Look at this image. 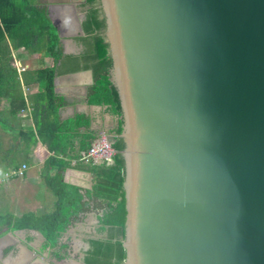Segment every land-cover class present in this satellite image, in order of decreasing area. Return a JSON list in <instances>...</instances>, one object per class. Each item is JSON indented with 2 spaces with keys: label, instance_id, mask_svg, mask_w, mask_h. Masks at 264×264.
Masks as SVG:
<instances>
[{
  "label": "water",
  "instance_id": "water-1",
  "mask_svg": "<svg viewBox=\"0 0 264 264\" xmlns=\"http://www.w3.org/2000/svg\"><path fill=\"white\" fill-rule=\"evenodd\" d=\"M99 3L122 116V264H264V0Z\"/></svg>",
  "mask_w": 264,
  "mask_h": 264
},
{
  "label": "trees",
  "instance_id": "trees-1",
  "mask_svg": "<svg viewBox=\"0 0 264 264\" xmlns=\"http://www.w3.org/2000/svg\"><path fill=\"white\" fill-rule=\"evenodd\" d=\"M93 1L87 0V3ZM104 27V17L97 16V8H90L83 21L84 31L94 32ZM4 35H7L13 47L28 53H40L52 57L54 61L61 57V45L55 26L50 22L45 9L34 6L31 0H0V39ZM93 41L97 62L92 67L93 83L88 89L87 100L89 103L106 104L117 122L113 129V162L80 161L76 165L93 175V184L85 191L86 196L92 200L99 199L108 207L102 218L105 236L83 238L85 245L80 248L83 253L81 260L86 264H122L125 249L121 240L124 236L126 210L122 187L124 161L121 155L124 141L118 136L122 128L121 107L116 87L109 79L112 60L107 54V43L101 35L94 36ZM29 74V81L39 82L41 89L25 98L17 89L19 81L15 68L7 63L0 64V98L8 103L6 111L0 110V129L12 138L11 145L3 151L1 158L8 169L25 163L28 152L36 143V135H40L42 144L53 154L40 165L39 176L56 200L50 212L36 213L28 210L19 215L0 212V229L4 226L34 229L44 236L47 245L53 246L65 226L71 204L83 196L78 186L62 181L60 170L68 166L69 162L59 161L57 164L56 155L67 152L73 146L74 137L78 136L82 138L79 149L86 150L95 134L87 129L80 131V127L86 128L89 125V119L83 114L59 119L58 108L62 99L54 92V66H38ZM24 82H28L26 77ZM27 104L36 108L32 116L33 126H21L16 120L20 109ZM71 157L79 158V154L74 153ZM78 203L80 206V200Z\"/></svg>",
  "mask_w": 264,
  "mask_h": 264
},
{
  "label": "crops",
  "instance_id": "crops-1",
  "mask_svg": "<svg viewBox=\"0 0 264 264\" xmlns=\"http://www.w3.org/2000/svg\"><path fill=\"white\" fill-rule=\"evenodd\" d=\"M84 1L31 0L34 6L46 9L50 22L55 26L61 45V57L54 61L52 57L44 56L43 63L40 60L39 64L36 63L38 58H34V60L31 58L33 62L31 65L30 59L26 60V57L29 56L28 52L22 51L19 47H13L10 39L4 35V38L0 39V64L7 63L10 67L15 68L19 81L17 89L25 98L41 89L39 82L29 81L30 71L38 66H54V92L62 99L58 108L59 119L65 120L75 114H83L89 119V125L86 128L80 127L81 132L87 129L88 132L94 133L93 139L102 133L109 134L112 138L114 135L110 132H114L113 129L117 122L115 115L109 111L106 104L89 103L87 100L88 89L93 83L92 67L97 60L94 58V36L83 30ZM29 54H35L36 57L37 53ZM25 77L28 82H24ZM7 107L3 106L0 110L6 111ZM35 112L36 108L27 104L18 112L17 123L21 126H33L32 116ZM36 139L37 141L28 152L25 162H28L30 166H38L37 168L40 169V165L53 153L46 149L39 136L36 135ZM81 139L79 136L74 137L73 146L67 152L58 154L56 157L58 158L57 164L59 161L69 162L68 166L60 170L62 181L81 187V192L86 196L85 191L90 189L93 184V175L87 170L76 167L80 161L84 162V160L79 158V161L78 158L71 157L72 154H80L83 151L79 149ZM9 169L7 168V171ZM25 186L28 187L29 184ZM25 186L21 185L20 187ZM38 198L35 197V199ZM15 206L17 205L15 204ZM7 212L11 213V211ZM44 240V236L34 229L2 227L0 229V264H48L50 259L46 257L47 253L43 252V256L40 257L32 251L37 247V244Z\"/></svg>",
  "mask_w": 264,
  "mask_h": 264
},
{
  "label": "rangeland",
  "instance_id": "rangeland-1",
  "mask_svg": "<svg viewBox=\"0 0 264 264\" xmlns=\"http://www.w3.org/2000/svg\"><path fill=\"white\" fill-rule=\"evenodd\" d=\"M28 55L26 60L30 59L31 65L34 58H38L36 59V63L40 60L43 63L44 56L42 54L37 53L36 57L35 54L28 53ZM3 106H8L7 101L0 98V108ZM110 133L114 135L113 132ZM106 137H110L109 134H106ZM11 139L9 133L0 129V212L11 211L15 215L28 210L36 213L50 212L54 207L56 199L40 179L38 166H30L28 162H25L27 163V167L20 176H16L15 178L5 177L7 168L1 158V154L11 145ZM17 141L20 142L18 138ZM18 156L16 155V157ZM78 160L80 161L79 158ZM27 184H29L28 187L25 186ZM21 185L25 187H20ZM79 191H82L81 187H79ZM81 193L83 194V192ZM13 196L15 199L12 198ZM35 197L39 198L35 199ZM79 200L72 203L70 208L68 207L65 226L56 237L55 244L53 246L47 245L44 240L32 250L40 257L43 256V252L47 253L46 257L50 259L48 264H73L75 260L81 257L79 248L85 245L82 241L83 238L105 236V224H103L102 218L108 211V207L104 205L103 201L92 200L84 195Z\"/></svg>",
  "mask_w": 264,
  "mask_h": 264
},
{
  "label": "built area",
  "instance_id": "built-area-1",
  "mask_svg": "<svg viewBox=\"0 0 264 264\" xmlns=\"http://www.w3.org/2000/svg\"><path fill=\"white\" fill-rule=\"evenodd\" d=\"M37 136L40 137V135ZM113 141V137H106L105 133H102L101 135L99 134L93 139L86 150L80 152L79 158L91 163L110 164L113 162V155L115 153L112 147ZM26 167L27 163H22L17 167L11 168L5 173V177L15 178L16 176H20Z\"/></svg>",
  "mask_w": 264,
  "mask_h": 264
},
{
  "label": "flooded vegetation",
  "instance_id": "flooded-vegetation-1",
  "mask_svg": "<svg viewBox=\"0 0 264 264\" xmlns=\"http://www.w3.org/2000/svg\"><path fill=\"white\" fill-rule=\"evenodd\" d=\"M84 6H83V21H85V15L87 13V11L90 9V8H97V16L99 18L102 17V11H101V8H100V3H99V0H94L91 4H88L87 3V0H85L84 2ZM104 29V28H103ZM103 29H99L98 31H94V32H90L93 34V36H96V35H101L103 36ZM84 30V28H83ZM86 32V31H84ZM84 243V242H83ZM81 248V247H80ZM79 248V252H80V256L82 257L83 256V253L81 252V249ZM80 257V259H81Z\"/></svg>",
  "mask_w": 264,
  "mask_h": 264
}]
</instances>
